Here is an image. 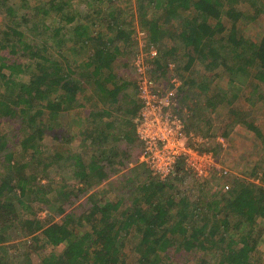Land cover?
Masks as SVG:
<instances>
[{"label":"trees","instance_id":"obj_1","mask_svg":"<svg viewBox=\"0 0 264 264\" xmlns=\"http://www.w3.org/2000/svg\"><path fill=\"white\" fill-rule=\"evenodd\" d=\"M260 1L135 0L148 48L176 37L184 49H192L191 55L187 53L185 71L199 61L206 69L223 73L231 86L237 82L245 86L248 78L251 82L253 78L256 84L251 86L255 92L258 84H264V36L259 43L246 39L238 23L247 25L258 18L264 12V0ZM75 2L91 7L88 25L79 22L73 28L68 26L79 17ZM29 3L30 0H0V264H19L9 253L13 236L29 244L22 251L25 264H33L29 251L41 250V242L51 247L41 264H264V260L261 263L255 259L262 237L258 233L259 221L264 222V174L263 184L239 180L228 191L224 187L209 194L211 181L198 184L200 181L185 170L181 161L175 175L165 181L150 174V180L136 186L132 199L124 197L126 189L117 190L116 202L93 195L84 199L93 184L116 175L117 170L111 167H119L118 162L127 169L133 161L137 163L136 157L143 149L140 141L135 149L129 148L137 140L130 142V134L125 131L121 136L123 142H128L124 145L127 148L120 151L116 146L108 151L112 139L96 119L91 127L94 139L89 131L76 132L85 137V143L89 139L97 146L95 153L86 157L89 163L70 149L72 137L64 140L68 142L65 148L59 147L53 156L41 159L40 144L47 136L57 140L65 137L63 114L79 111L76 117H83L80 110L88 103L79 95L84 93L81 78L88 75V70L96 92L88 90L84 99H92L94 94L106 106L122 102L136 107V97L131 93L136 95L137 89L139 93V87L135 81L119 78L113 69L118 61L121 68L127 67L126 57L134 55L133 32L124 30L126 25L119 21L126 15L121 9L123 0H61L57 5L46 3L34 8ZM243 3L252 5L254 16L237 10ZM51 15L66 24H55L54 35L40 39L44 46L38 47L23 28L32 34H48ZM225 19L231 22L230 27L224 24ZM163 20L168 23L166 27ZM96 26L114 31L115 38L103 32L93 33ZM70 29L73 30L68 35ZM70 35L80 54L91 43L97 46L80 72L63 68L45 54L48 44L67 47L64 37ZM163 60L160 54L155 61L156 71L170 82L171 73L160 65ZM24 76L25 81L21 80ZM186 85L192 94L196 86L194 80L181 81L177 92L181 105L183 96L188 94ZM166 87L175 88L174 84ZM198 87L204 92L201 85ZM238 98L234 93L229 100ZM96 111L91 114L97 118L109 115L106 110ZM257 134L264 143V135L260 131ZM16 145L24 156L30 154L38 162L31 177L21 174L29 166L15 161ZM117 150L119 154L123 152L121 159ZM113 151L117 160L111 164L107 157ZM50 194H55L54 200H50ZM128 202L131 206L127 209ZM122 207L124 211L120 213ZM39 213H44V218ZM132 231L137 233L139 242L133 244L137 254L130 261L124 248ZM60 248V252H53Z\"/></svg>","mask_w":264,"mask_h":264},{"label":"rangeland","instance_id":"obj_2","mask_svg":"<svg viewBox=\"0 0 264 264\" xmlns=\"http://www.w3.org/2000/svg\"><path fill=\"white\" fill-rule=\"evenodd\" d=\"M262 0L260 1V3ZM60 4L61 0H30V6L31 7H36L40 6V4ZM264 3V1L262 2ZM74 6L77 8L78 5L79 7L77 8L79 11V17L77 21H75L73 24L68 25L76 26L77 23H84L85 25L89 24L90 18H87L88 15L91 13V7L83 2V4H76L73 3ZM76 4V5H75ZM115 9V7H112ZM119 10L120 8L117 7ZM121 9H125L126 15L124 17L120 18L121 24L124 23L126 27H124V30L127 32H133L132 37H131V44H132V54L134 53L133 57H126L125 61L128 63L127 67L121 68L119 65H121V62H115L113 65V69L117 72L118 77L121 78L122 80H126L127 82H133L135 81L136 86L138 82V73L134 67V59L138 54L147 52L146 50H157L158 51V57L156 59H151V57H146V59H150V68L152 64V69L148 72V77L155 79L154 76H157L155 79L159 85L161 86H169L170 82L168 77H160V73L156 71L157 66L155 64V61L159 59L160 54L162 55V58L164 60L161 62L162 68L165 67L167 71L171 73L172 79H178L182 83L188 81L189 79L194 80L196 86L193 87L192 91L193 94L190 93L189 91L191 90L190 87L187 85L185 86V90L187 91V95L183 96V105L182 106V114L184 115L187 125L190 128L189 132L194 134L195 139L199 140V138H204L205 141H208V145L201 144L200 148L204 150V148L210 149L209 151H212L214 154L215 158V166H217L216 173L213 176L210 184V187L207 191L209 194H213L214 192L222 191L221 189L225 187L224 191H228L229 188L231 189L233 187V182L239 181V180H245L248 182H253L256 184H263L262 179H263V174H264V143L262 142V139L258 138L257 141L252 142L248 149V154L247 157L250 159H253L254 163L253 165L247 163L248 160H243L245 158V155L240 154L238 145L234 142H230L227 139H224V143H220L218 141L219 137H224L223 128L221 130L216 131L214 129V124L219 122L220 119L218 115L212 118H208V116L211 114V101L218 102L219 104L223 103L224 101H229L233 102L230 104V108H236L237 113L242 112L241 117L247 118V121L245 122H251L254 123L253 121L258 118V124L264 128V84H258L259 88L257 91H254V86H251V83L256 84V81L252 78L251 82V77L248 78L246 81L247 84L243 86L239 82L236 83V88L233 87L231 89V85L229 84V80L227 77L221 73V72H215L212 70H208L203 66V64L199 61H197L194 65H192L190 71H185L184 66L188 62V54L191 55L190 52H192V49H184L183 48V43L175 37V39H168L164 42H162L159 45L152 46L148 48V37L145 31H143L140 28L139 20L137 18L136 14V2L135 0H123V3L121 5ZM237 10L241 12H248L251 16H254V8L252 5L243 3L237 6ZM92 11V10H91ZM95 18V16H93ZM165 19V18H163ZM50 20V27L51 30H49L48 34H36V33H28V30L23 28V30L31 36L33 41L36 42L38 47H43V41L40 39L45 38L47 36H52L54 35V26L55 24H66L65 21H61L58 18H54L52 15L49 18ZM2 16H0V22H2ZM64 22V23H63ZM162 24L166 27L168 23H166V20L162 21ZM224 24L230 27L231 22L227 19L224 20ZM123 25V24H122ZM170 25V24H169ZM226 26V27H227ZM239 30L244 36V38L252 40L256 43H259L261 38L264 36V12L259 15V17L256 20H252L251 23L244 25L241 21L238 23ZM175 28V27H173ZM73 29L68 30L67 34H70V31ZM172 32L175 31V29L170 30ZM92 32H103V34L107 35V37L115 38V32L112 31L110 32L106 27H104L102 30H100V27L98 28L97 26L92 28ZM68 34V35H69ZM227 34L224 36H219V39L222 37H226ZM51 38V37H50ZM66 40V45L67 47L63 46H58L55 43L53 45L48 44V51L45 52L47 57L51 61H57L59 64L65 68V69H72L73 71L80 72L83 70L85 67H83L84 63L88 62V59H91V57L95 54V50L97 46H93L92 43L86 50H82L81 54L79 53V48L75 45L74 42L71 41L72 36H66L64 37ZM137 44V45H136ZM122 47H124L122 45ZM145 47V48H144ZM73 48V50L71 49ZM165 55V56H164ZM195 55V54H194ZM87 60V61H86ZM169 65H172V68H170ZM81 69V70H80ZM172 72H171V71ZM74 71V72H75ZM166 71V73H167ZM35 71H33V74ZM27 76H24L21 80L25 81ZM82 79V87L84 90V93H80L79 99L84 100V102H87L88 104L86 105V108L83 110H80L81 114H83V117L78 116L77 113L79 111H76L75 113H64V122H63V129H65V137L61 140H57L56 138L54 139L52 136H47L43 142H41V148L43 153L40 155L41 159H45L48 156H53L57 148L59 147H66L68 144L67 141H64L66 138L72 137V142L69 143L70 149H73V152L75 154H80L83 155V159L86 162V157L89 156L91 157L95 153V149L97 148L96 145L91 144V140L85 143L84 140L85 137L81 136L79 133H76L78 130L81 129L82 131H89V135L91 138L94 139L95 133L91 129L94 128V125L92 123V120L94 119L98 120L101 122L103 131L108 132V135L110 136V145H108V151L110 149H114L116 146H118V150L122 148L121 150L123 151V148H127L124 145H128V142H123L121 134L125 131L127 133L129 132V137H130V142L133 141L135 142L136 139L134 138V135H137V126L138 123H140V108L141 104L139 101V93L137 89V94L135 95V92H132V96L136 97L134 100L136 107L135 106H129L124 103L120 104H114L111 106H106L103 104V102H99L98 97L96 95L92 94L94 97L90 99L88 96L86 99L85 94L89 95V92H96V89L93 87V82L92 79L90 78V72L88 70V75ZM80 79V81H81ZM250 83V84H249ZM201 85L204 88V92L200 90L198 87ZM231 86V87H230ZM243 86V87H239ZM138 87V86H137ZM86 89V90H85ZM202 89V88H201ZM87 92V93H86ZM237 94L240 99H236L233 101H230L232 94ZM244 94V95H243ZM211 96V97H209ZM246 100L244 97H246ZM225 97L227 99H225ZM227 104V103H226ZM229 104L227 106L229 107ZM235 105V106H234ZM125 108V109H124ZM109 111V115L104 116L102 118L93 116L91 114L92 112L97 113L98 111ZM187 110V112H185ZM89 113L85 118V114ZM236 113V114H237ZM90 116V117H89ZM243 117V118H244ZM107 124H110L111 126L107 127ZM246 127V123H242ZM242 126V127H244ZM211 127H213L215 133L211 134L213 129L211 130ZM91 129V130H90ZM4 132V127L2 128ZM59 130V128H58ZM221 131V132H220ZM264 131V129L262 130ZM5 131L4 133H6ZM122 132V133H121ZM264 134V133H263ZM12 140L11 138H9ZM17 139V138H16ZM115 139V140H114ZM18 140V139H17ZM249 140V139H248ZM139 144V142H135L130 145L129 148H134V145ZM140 145V144H139ZM15 153H16V159L15 161L19 165L23 164H28L29 167L26 168L21 174L24 175L25 177H31L32 175L35 174L36 171V166L38 165V162L35 161V159H31L30 154H26L25 156L21 153L20 147L17 145L14 147ZM135 149V148H134ZM117 150L118 158L121 159V154L120 151ZM131 152H134L132 149ZM129 152V153H131ZM30 153V152H29ZM109 152H107L108 154ZM116 154V155H117ZM127 154V152H126ZM135 154V152H134ZM140 153H138L136 159L137 163L133 161L134 165L128 166V168H123L119 165L117 162V165L119 167H111L112 170L116 169L117 173L114 177L109 178L106 182L98 183L96 185L93 184L92 190L89 192V194L84 198L87 199L89 198L90 195H93L95 197H98L99 199H108V200H113L119 198L118 192L113 193L112 187V180L116 179L117 182H115V185L117 186V190L119 192L125 191L124 197L129 199L133 198V191L136 188L137 185H141L140 183L145 181H148L147 178V169L146 166H141L140 161H138V156ZM110 155V156H109ZM107 157V159L112 160L113 164L117 159L114 158V151L113 155L110 153ZM129 157L130 155L127 154ZM114 156V157H113ZM140 158V156H139ZM37 159V158H36ZM90 160H87V163H89ZM105 164H108L109 161H105ZM137 164V165H136ZM249 168V169H247ZM186 170V169H185ZM228 172L227 175H225V172ZM0 173L3 174V170H1L0 167ZM144 173L146 176H143ZM220 173H222V176H220ZM21 175V176H22ZM140 180V181H139ZM57 185H60L61 179L60 177L56 178ZM45 184L46 182L43 181ZM202 182H198V184H201ZM218 183V184H217ZM112 185V187L110 186ZM228 186V188H226ZM199 187V185H197ZM196 187V188H197ZM133 188V189H132ZM50 200H54L55 194H50ZM87 201V200H85ZM82 199V202H85ZM131 205L129 202L126 204L127 209ZM86 211V210H84ZM124 211V207L120 209V213ZM40 218H44L45 214L44 213H39L38 214ZM58 221V219H57ZM258 233L262 235L260 244L255 252V259L258 260L262 263V260H264V222L259 221V228H258ZM137 233L135 231H132V235L129 237V240L126 243V248H124V253L128 255V258L130 261L133 259V255L137 254L134 250V243L139 242V238H137ZM14 241H12L10 244L9 248V253L13 255L15 259H17V263L19 264H25L26 259L22 256L24 249L29 246V244L26 242V240L21 241V239L17 236H13ZM132 239L135 241L132 242ZM44 240V239H43ZM45 242V241H44ZM41 250L38 252H31L29 251V254L32 257L33 264H41L42 260L45 259L46 255H48L51 252V247H48L46 244L43 242L40 243ZM60 252V249L53 250V252ZM264 262V261H263ZM190 264H193L191 262Z\"/></svg>","mask_w":264,"mask_h":264},{"label":"built area","instance_id":"obj_3","mask_svg":"<svg viewBox=\"0 0 264 264\" xmlns=\"http://www.w3.org/2000/svg\"><path fill=\"white\" fill-rule=\"evenodd\" d=\"M145 53L138 54L133 62L138 73L137 85L141 104L140 123L137 126V136L143 144L141 163L149 169L151 176L159 181L174 176L181 161L184 162L186 171L198 181L212 180L217 168L214 154L200 148L201 144L208 145V141L204 138L197 140L194 134L188 131L187 121L177 98L180 80L171 78L170 85L175 86L171 89L149 78L148 72L152 69V64L150 68V59L146 57L156 59L158 51L150 50ZM169 66L172 68V65ZM224 139L221 136L218 141L223 144ZM227 174L226 171L225 175Z\"/></svg>","mask_w":264,"mask_h":264},{"label":"crops","instance_id":"obj_4","mask_svg":"<svg viewBox=\"0 0 264 264\" xmlns=\"http://www.w3.org/2000/svg\"><path fill=\"white\" fill-rule=\"evenodd\" d=\"M233 87L236 88V86H232L231 89H233ZM209 97H211V96H209ZM244 98L246 100L247 96ZM239 99H240V97H239ZM228 102L229 101H224L223 103L219 104L218 102L211 101L210 102L211 114L208 116V118H212V120H213L214 117H216L218 115L220 121L214 124V129H216V131H219V130H221L222 127H224L222 129L224 134H226V137H225V135H223L224 138H226L227 141L229 140L230 142L236 143L238 145L241 156L245 155V158L243 160L246 159V160H248L247 163H249V164L252 163L251 165H253V163H254L253 159H250V157L249 158L247 157L248 149H249L250 145L252 144V142L257 141L258 138H260L259 135L257 134V132L260 131L261 134H263L264 131H262V130L264 128L258 124V121H259L258 118H256L255 121H253L254 123L245 122V121H247V118H245L244 116H243L244 118L241 117L242 112L237 113L236 108H234V109L230 108L232 106V105L230 106V104H232L233 102H229L230 104ZM226 103L229 104V107L227 106ZM243 122L246 123L245 124L246 127L244 126V124H242ZM242 126H244V127H242ZM212 129H213V127H211V130ZM214 129L211 132V134H213V132L215 133ZM134 138L135 139L137 138L136 139L137 142L140 141L138 139L137 135L136 136L134 135ZM141 152H140L139 156L141 155ZM139 156H138V159H139L138 161H140ZM140 164H141V166L144 165L141 163V161H140ZM131 165H134V164H131ZM146 169L148 170L147 171V178H148V180H150L151 179V177H150L151 173H149L150 171L147 167H146ZM247 169H249V168H247ZM143 176H146V174L144 173ZM115 182H117L116 179L115 180L113 179L112 180L113 187L110 184V186L112 187L113 193L117 192V186H116L117 184L115 185ZM111 201L116 202L117 199H113Z\"/></svg>","mask_w":264,"mask_h":264}]
</instances>
